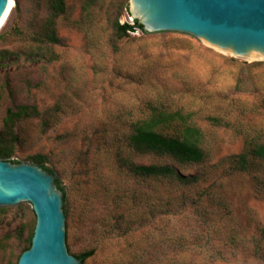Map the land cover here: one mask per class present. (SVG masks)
Listing matches in <instances>:
<instances>
[{"label": "rangeland", "instance_id": "rangeland-1", "mask_svg": "<svg viewBox=\"0 0 264 264\" xmlns=\"http://www.w3.org/2000/svg\"><path fill=\"white\" fill-rule=\"evenodd\" d=\"M85 1L66 0L57 60L0 63V131L8 108L40 111L16 124L13 159L47 156L67 193L71 254L94 250L83 264H264V163L237 172L228 161L246 137L264 141V62L190 36L138 29L117 39L115 19L135 23L129 0H93L89 10ZM17 3L0 50L29 45L46 16V0ZM151 103L197 111L206 159L175 164L203 175L201 186L138 181L119 167L123 155L163 162L127 148ZM209 115L230 124L214 126ZM34 226L32 205L0 214V264H17Z\"/></svg>", "mask_w": 264, "mask_h": 264}, {"label": "water", "instance_id": "water-1", "mask_svg": "<svg viewBox=\"0 0 264 264\" xmlns=\"http://www.w3.org/2000/svg\"><path fill=\"white\" fill-rule=\"evenodd\" d=\"M18 0H0V33ZM147 32L197 38L239 61L264 62V0H129ZM57 176L0 158V214L31 206L36 226L18 264H82L69 252V220ZM66 204V203H65Z\"/></svg>", "mask_w": 264, "mask_h": 264}, {"label": "trees", "instance_id": "trees-1", "mask_svg": "<svg viewBox=\"0 0 264 264\" xmlns=\"http://www.w3.org/2000/svg\"><path fill=\"white\" fill-rule=\"evenodd\" d=\"M93 2V0H86L84 10H89ZM45 7L46 16L39 29L32 34L30 44L15 50L1 49L0 63L11 55L18 57V59L24 57L33 60L35 58V61L52 62L58 59V54L52 50V47L62 42L57 30V21L61 16L68 13L67 2L66 0H46ZM134 22V24L121 23L119 19H115L112 22L114 37L121 39L129 32H135L138 29L147 32L138 20ZM149 110L147 116L132 123L127 148L136 155H150L164 159L163 162L142 164L134 161L130 155H123L118 159L119 167L126 170L129 176L138 181L166 183L179 188L201 186L205 181L203 175L198 173L185 174L175 164H198L206 159L205 134L196 119L197 111L187 110L185 107L171 109L155 103L149 105ZM40 114L36 106L28 104L8 108L4 117V128L0 131V158L13 163H20L19 160L13 159L16 153L15 148L19 143V136L15 132L16 124L20 120ZM206 118L214 126H228L230 124L221 116L209 115ZM245 144L241 153L232 155L228 159L232 169L237 172H248L256 163H264V141L246 137ZM31 160L33 164H38L49 172L55 173L53 169L47 166L46 155H35L31 157ZM56 182L64 193V210L67 216L69 215V209L65 204L67 193L59 178L56 179ZM35 226L22 253L31 247ZM93 254L94 250H90L76 255V257L83 264Z\"/></svg>", "mask_w": 264, "mask_h": 264}]
</instances>
